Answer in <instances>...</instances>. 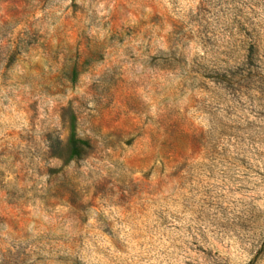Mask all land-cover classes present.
<instances>
[{
	"label": "rangeland",
	"instance_id": "374dc122",
	"mask_svg": "<svg viewBox=\"0 0 264 264\" xmlns=\"http://www.w3.org/2000/svg\"><path fill=\"white\" fill-rule=\"evenodd\" d=\"M0 264H264V0H0Z\"/></svg>",
	"mask_w": 264,
	"mask_h": 264
}]
</instances>
